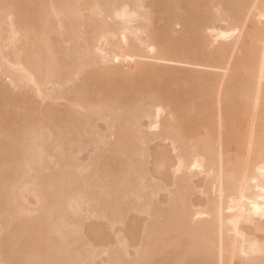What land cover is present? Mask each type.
<instances>
[{
    "label": "bare ground",
    "instance_id": "obj_1",
    "mask_svg": "<svg viewBox=\"0 0 264 264\" xmlns=\"http://www.w3.org/2000/svg\"><path fill=\"white\" fill-rule=\"evenodd\" d=\"M0 264H264V0H0Z\"/></svg>",
    "mask_w": 264,
    "mask_h": 264
}]
</instances>
